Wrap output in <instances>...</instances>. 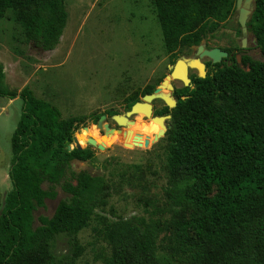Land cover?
<instances>
[{
  "label": "trees",
  "instance_id": "obj_1",
  "mask_svg": "<svg viewBox=\"0 0 264 264\" xmlns=\"http://www.w3.org/2000/svg\"><path fill=\"white\" fill-rule=\"evenodd\" d=\"M236 2L152 0L165 50L176 57L200 45L233 14ZM8 12L27 39L46 51L58 46L69 18L66 0H0V18ZM247 26L261 58L239 48L241 63L236 53L230 64L209 61L207 77L191 74L192 86L174 91L175 108L154 112L171 115L167 194L180 211L171 252L158 251V224L134 215L104 227L112 246L105 264H177L180 256L195 264H264V0H256ZM155 89L148 86L145 94ZM0 96L23 101L11 138L12 188L0 212V264H75L82 251L78 233L94 213L91 193L98 180L72 168L74 161L86 160L83 150L68 149L82 118L64 117L29 86L20 92L7 88L1 62ZM140 100L136 94L127 97L126 111ZM92 129L81 130L82 146ZM58 189L66 196L36 225V211L55 199ZM59 235L68 237L63 255L51 247Z\"/></svg>",
  "mask_w": 264,
  "mask_h": 264
},
{
  "label": "rangeland",
  "instance_id": "obj_2",
  "mask_svg": "<svg viewBox=\"0 0 264 264\" xmlns=\"http://www.w3.org/2000/svg\"><path fill=\"white\" fill-rule=\"evenodd\" d=\"M66 7L69 18L64 33L58 46L49 51L27 39L24 28L11 12L0 18V62L5 68L7 88L20 92L29 86L38 97L58 106L64 117L82 118L76 133L86 126H96L94 117L103 114L108 116L111 127L125 129L114 121L112 112L125 113L127 97L136 94L141 99L148 86L157 88L170 72L169 64L181 57H196L197 46L176 52V57L165 50L152 0H66ZM237 15L235 9L217 30L208 32L202 43L207 48L220 47L232 55L236 53L242 39ZM244 49L254 58L262 57L251 32ZM222 62L232 61L228 58ZM196 73V69H190V74ZM173 83L175 90L184 86L180 80ZM22 105L20 97L0 96V212L12 188L11 138ZM153 106L154 112H161L166 104L156 99ZM130 119L137 125L128 124L131 134L118 135L111 143L106 140L103 150L86 143L81 151L86 160L72 163L74 170H87L98 177L91 193L94 213L89 224L78 233L82 251L75 264H105L112 246L104 227L111 221L134 215L158 224V251L171 252L173 221L180 211L167 194L169 127L166 133L161 131L142 111ZM97 129L101 135L103 131ZM135 136L142 146L133 144ZM85 149L93 150L94 155L85 153ZM65 196L58 189L57 197L48 199L46 206L36 211V225L40 215L52 216ZM51 247L56 255L65 254L68 237L59 235ZM177 264L195 263L180 256Z\"/></svg>",
  "mask_w": 264,
  "mask_h": 264
},
{
  "label": "water",
  "instance_id": "obj_3",
  "mask_svg": "<svg viewBox=\"0 0 264 264\" xmlns=\"http://www.w3.org/2000/svg\"><path fill=\"white\" fill-rule=\"evenodd\" d=\"M256 7V0H237L236 8L239 11L238 14V21L241 25L242 33L244 35L242 39V47H246L247 45V35L249 32L247 23L253 13L254 8ZM254 40L257 42L256 37ZM228 52L219 48H207L205 43H201L196 48V57L193 58H186L181 57L176 60L174 64H169L170 72L166 75L165 79L158 85V87L152 93H148L142 96L140 101H137L130 110L126 111L123 114H115L112 116L114 121L118 124V126H123L125 129H121L118 127H111L110 124L107 122L108 116L106 114L101 115L96 123V127L100 128L103 133H101L100 139L97 141L95 138L88 136L85 138L87 145L96 146L99 149L103 150L106 147L105 139L109 135V133L117 132L120 136L121 134L126 136L132 133V130L128 128L130 124H133L135 120L130 119V117L136 113H138V107L144 106L143 108L146 109L147 116L157 115L154 114V106L153 101L156 99H162L165 104L170 108L173 109L177 106L178 101L174 95L175 85L173 80H180L183 82L184 86H192V78L190 74V69H196L198 71V75L202 78L207 77V66L203 59H209L212 64L220 63L223 59L228 57ZM237 61L239 63L242 62V55L237 54ZM243 67V64H241ZM124 115H128V124H121L119 117ZM153 117L152 119H155ZM167 117L171 118V115H167ZM150 118V117H149ZM85 129L89 128L88 126L84 127ZM167 131V130H166ZM165 131V133H166ZM165 133L163 135H165ZM82 136L81 131L77 132L74 136L73 143L68 146L69 150L77 148L78 150H83V146L80 143V137ZM159 139V138H158ZM138 140V136L134 137L133 144L137 146H142L143 143L136 141ZM125 145L129 146L130 144L124 142ZM145 145H149V140H145ZM87 152L94 154L93 151L87 150Z\"/></svg>",
  "mask_w": 264,
  "mask_h": 264
},
{
  "label": "bare ground",
  "instance_id": "obj_4",
  "mask_svg": "<svg viewBox=\"0 0 264 264\" xmlns=\"http://www.w3.org/2000/svg\"><path fill=\"white\" fill-rule=\"evenodd\" d=\"M143 107L144 106H141L140 105L137 109H138V111L144 112V114L147 116V113L145 112L146 109L143 108ZM126 117L128 118V115H124L122 117H119L121 124H126V123L128 124V120H127ZM149 117H150V121L153 124H155L157 127H159V129L161 131L165 132L167 130L168 127L166 125V121L168 119H170V117H167V115H157V117H155L154 115H150ZM153 117H155V119H152ZM135 122L133 124H130V125H134ZM134 127H135V125H134ZM112 134L113 133H109V135L107 136V138L105 139V141L107 140L108 143H111L112 141L114 142L117 139V137H118L119 134H116V132H115L114 135H112ZM98 135H99V131H98L97 127L96 126H93L92 132L90 134H88L86 137H88V136L95 137V136H98Z\"/></svg>",
  "mask_w": 264,
  "mask_h": 264
},
{
  "label": "flooded vegetation",
  "instance_id": "obj_5",
  "mask_svg": "<svg viewBox=\"0 0 264 264\" xmlns=\"http://www.w3.org/2000/svg\"><path fill=\"white\" fill-rule=\"evenodd\" d=\"M235 9L237 10V8L235 7ZM238 11V10H237ZM238 14H239V11H238ZM237 20H238V15H237ZM238 23H239V21H238ZM240 25V24H239ZM240 29H241V25H240ZM241 33H242V29H241ZM249 33V32H248ZM243 37H244V35H243V33H242V39H243ZM242 39L240 40V42H241V48L242 49H244L243 47H242ZM211 48H213V47H211ZM220 48V47H219ZM221 49H223V48H221ZM223 50H225V51H227L228 52V57L227 58H225V60H227L228 58H231L232 57V54H231V52L229 51V50H226V49H223ZM237 54H240V53H238V50H236V57H237ZM210 61V60H209ZM206 63V66H207V71L209 70V67H208V62H205Z\"/></svg>",
  "mask_w": 264,
  "mask_h": 264
}]
</instances>
